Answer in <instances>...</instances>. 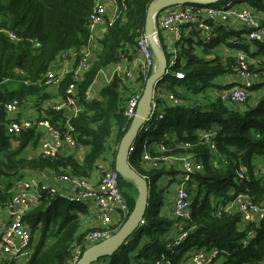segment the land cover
<instances>
[{"label":"trees","instance_id":"trees-1","mask_svg":"<svg viewBox=\"0 0 264 264\" xmlns=\"http://www.w3.org/2000/svg\"><path fill=\"white\" fill-rule=\"evenodd\" d=\"M152 1L125 0V9L119 6L118 18L111 25L107 22L106 31L98 41L100 50L90 69L76 82L81 112L71 119L70 125L78 145L89 148L82 163L78 164L72 157L26 156L25 149L34 148L39 143V133L34 128L19 134L14 141L17 145L12 146L5 128L7 115L4 105L14 100L22 105L25 99L39 93L37 81L43 78L63 53L74 51V61L78 64L79 51L87 45L90 37L88 17L95 0H0V185L3 191L11 187V183L5 180L25 170H51L57 175L70 173L89 177L96 161L106 150V142L114 125L118 128V145L131 123L122 112L123 99H120L118 93L119 79L114 78L102 89L97 100L87 99V89L100 69L126 57L127 47L135 46L137 37L144 31L146 11ZM246 2L252 11L264 13L262 0ZM188 6L203 7L195 4ZM220 25H212L214 36L207 44L195 42L192 36L183 37L176 44L181 65L176 66L174 71L183 73L184 79L164 77L158 87L173 93L178 98V104H165L164 118L157 123L151 140L147 141L150 148L154 149L149 150L152 157L192 155V160L199 164V169L193 175L196 186L189 189L190 218L175 221L161 215L163 200L157 182L174 171L168 172L164 167L147 171L143 168L141 147H137L128 163L150 182L153 193L149 190V197L150 200L154 198V207L147 209L143 217L144 224L128 238L125 245L112 256L101 258L98 262L179 264L192 251L215 247L220 251L219 259H223L221 264H264V220L259 224L245 226L240 222L239 214L217 215L218 207L238 194H245L252 203L264 204L262 179L254 177L255 159L264 158V66L260 63L249 67L259 77L250 87V97L243 103L228 104L215 95H210L208 103H202L199 99L208 98L206 92L212 91L215 94L223 90L224 87L216 83V80L230 73L234 66L233 58L225 61L216 56L206 59L218 44L247 54L249 46L253 45L256 51L248 55L264 58V42L242 44L240 34L244 32H227ZM1 30L13 31L18 40H9ZM232 36H236V39L228 43L227 39ZM235 41H238L237 45L233 44ZM166 58L168 61V54ZM12 80L20 83L15 84L14 90H9L6 84ZM25 81L30 84L24 85ZM72 82V73L67 74L59 86L60 94ZM215 89L219 90L216 92ZM63 117V112H49L48 120L60 121L62 126ZM208 131H216L214 141L218 154L214 156L201 142V135ZM160 144L167 149L163 154L157 151ZM186 144L190 147L184 149ZM115 154L116 150L113 152L114 158ZM241 166L245 179L237 178L236 172ZM123 182L125 180L119 176L118 186L130 213L136 198L128 193L129 187L135 197L137 193L133 185L126 181L127 195L122 189ZM1 193L0 190V201L4 202L6 194L1 196ZM86 215V206L55 199L42 192L38 203L23 217L32 236V254L25 264H71L73 247L82 244L85 235L96 230L88 228L80 232L82 217ZM178 221L182 223L183 230L190 229V232L186 240L171 247V231ZM240 226L243 230L238 228ZM115 229H112L111 234ZM250 232L252 235L248 236Z\"/></svg>","mask_w":264,"mask_h":264},{"label":"built area","instance_id":"built-area-1","mask_svg":"<svg viewBox=\"0 0 264 264\" xmlns=\"http://www.w3.org/2000/svg\"><path fill=\"white\" fill-rule=\"evenodd\" d=\"M108 4L115 7L113 19L108 22V25H111L115 19L118 18L120 13L119 6L125 9V0H120L119 2L117 0H95L94 6L88 17L90 37L87 45L79 51L80 60L76 65V70L71 72L73 82L67 86L63 93L65 102L63 104L45 103L43 105V108L48 112L54 114L63 112L64 121L62 122L61 128L57 127L48 119L34 121L24 118H14L12 115L17 114L21 109L19 102L14 100L4 105V110L7 115V122L5 124L6 133L11 139H17L20 136L19 134L32 128L37 131L39 129L44 130L48 140H43L38 150L39 154L46 158L57 157L64 146H76L77 141L73 135V128L70 125L71 119L79 112L76 82L90 69L92 62L95 60L96 56L91 41L93 37L92 33L96 26L104 23V14ZM232 17L240 23L247 42H264V26L255 15V12L251 9L238 10L232 2H228L222 7L203 6L201 8H192L189 6L183 9L164 12L163 14L159 13L154 18L158 23V27H155V31L157 33L158 30L172 31L175 44H177L182 40L189 26L193 25L195 30L204 33L203 42L207 44L214 36L212 25H214V23H226ZM1 32L11 41L18 40L17 35L13 31L1 30ZM233 44L237 45L238 41H235ZM135 49L137 50V55L133 58L131 64L138 76L144 77L145 79L155 68V61L144 31L137 37ZM75 55L76 53L74 57ZM168 56L169 59L167 61V69L164 77L183 80L184 74L174 71L176 66L181 65V61L178 59L176 45L173 46V50ZM259 64L260 61H255L256 66ZM249 67V55L241 51L236 52V59L232 72L239 78L242 84L220 90L216 93V97L228 104H241L247 100L251 95L250 87L259 77L255 71L251 72ZM112 76L113 79L117 78L121 81L126 80L129 86H132L129 82L132 77L130 72L124 73L123 75L113 73ZM61 81L62 73L59 68H56L55 61L43 78L37 81V83H42L44 86H58ZM29 84L28 81L24 82L26 86ZM158 84L154 86L150 101V112L140 130L143 133L154 131L157 127V123L163 120L166 103L173 106L178 104V98H176L173 93L166 91L163 87H158ZM141 93L142 91L130 93L125 99L123 115L128 122H131L136 115V108ZM10 115L13 118H10ZM215 137L216 131L204 132L201 135V142L208 147L213 156L218 154V149L214 141ZM140 147L142 150L141 159L145 164H148L150 168L164 167L168 171H174L179 164L175 180V196L169 211L176 219H189V189L193 181V175L199 169V164L195 165L193 163L192 155H156L152 157L148 151V147L150 148L151 145L146 140L142 141ZM189 147L190 145L186 144L183 148ZM136 148L135 145H132L128 151L129 155H131ZM157 151L159 154H163L167 149L164 145L160 144L157 146ZM236 174L238 179H245L242 166L239 167ZM261 174H264V171H261ZM144 178L147 179L146 177ZM118 184L119 175L114 170L104 171L97 181L70 173H62L56 175V183L54 184L36 179L22 182L18 191L12 194L4 205L0 203V262L8 264L16 259L28 260L31 256L32 249L30 242L32 236L29 228H27L23 222V217L38 203L41 193L45 192L52 198L63 199L72 204H81L87 208H93L100 219L101 227L87 233L83 243L75 245L71 250L70 263L75 264L83 248H87L96 241H101L110 236L112 229L116 228L114 230L116 231L127 218L129 214L128 204L122 196ZM262 184L264 187V177L262 178ZM1 188H3L2 185H0V189ZM221 214H239L240 222L245 226L252 223L259 224L264 220V204L252 203L241 195H235L230 202L228 201V203L218 207L217 215ZM143 224L144 222L142 221L141 225ZM250 234L252 233L250 232L248 235ZM186 237V233L182 234L169 246H178ZM219 254L220 251L215 247L192 251L190 254V263L214 264L219 259ZM93 264L102 263L96 262ZM164 264L169 263L165 262Z\"/></svg>","mask_w":264,"mask_h":264},{"label":"crops","instance_id":"crops-1","mask_svg":"<svg viewBox=\"0 0 264 264\" xmlns=\"http://www.w3.org/2000/svg\"><path fill=\"white\" fill-rule=\"evenodd\" d=\"M262 1L264 2V0H262ZM228 2H232L238 10L251 9L249 4L246 2V0H225V1H222L220 3L224 6ZM220 3L216 4V6L221 7V6H219ZM107 6L108 7L106 8V11L104 14V23L96 26L93 30V33H92L93 37H92L91 41H92V44H93L92 47L94 48L95 53L100 50V46L98 45V41H99V39L102 38L104 32L106 31L107 22H109L113 19V16L115 13V7L111 6L110 4H108ZM187 7H189V6L185 5V4H177V5H174L172 7H169L167 9L161 11L160 14L161 13L163 14L164 12H169V11L187 8ZM255 15L260 19V21L262 22V25H264V13L255 11ZM154 26L158 27L157 20L156 21L154 20ZM220 26H223L227 32H236V33L243 32L240 23H238L234 17L229 19L228 22L221 24ZM199 33L204 35L203 32H201V31L199 32V31L195 30L194 26L190 25L189 29L184 34V38L192 36L193 39H195ZM157 35L159 37L160 44L163 47L164 51L166 52V54L170 55V53L173 50V46L176 45L175 41H174L173 32L172 31L158 30ZM234 39H236V36L230 37L229 39H227V42L228 43L230 41L232 42ZM240 39H241L240 41L242 44H246V45L250 44L249 42L246 41L245 35L243 33L240 34ZM254 51H256L255 46L253 47V45H250L248 54H250ZM241 52H243V51H241ZM74 54H75L74 51H69L68 53H63L62 55H60L58 57V59L56 60V68H59L60 72L62 73V81L64 80V78L66 77L67 74H70L71 72L76 70V64L74 61ZM136 55H137V50L135 49V46H129V47H127L126 57H123V58L119 59L118 61L111 63L108 66L100 69L97 73V76L94 78L92 84L87 89V99L97 100L100 97V91L112 82V79H113L112 74L113 73H118L120 75H123L124 73L130 72L132 77H131L129 82L132 86H129V83L126 82V80L121 81L119 79L120 82H119L118 93H119L120 99L121 98L123 99V101H122V112H123V106L125 103V99L129 96V94L141 92L143 90V87H144V77H139L138 74L135 72L134 67H132V64H131V61L133 60L134 57H136ZM215 56L221 58L223 61H225L226 59H231V58L236 59V50L229 48L226 45L218 44L212 50L211 54L206 56V59H212ZM261 59H262V57L258 56V57L253 58L252 56L249 55L250 66L254 65L255 61H258ZM219 79H220V81L218 83L220 85L222 84V81H224V83L229 82V83L233 84V86L242 84V82L239 80V78L232 71L230 73H227L226 75L222 76ZM219 79H217V80H219ZM62 81H61V83H62ZM17 83H20V82L17 80H12L6 84V87L9 90H14L16 88L15 84H17ZM61 83L58 86H44L42 83H37V85H39V93L35 94L31 98L25 99L22 103V106H21V109L19 110V112L17 114H13L12 116L14 118L19 117V118L30 119V120H34V121H39L41 119H48L49 112L46 111L45 108H43V105L45 103H49V104H61L62 103L63 104L65 102L64 95L60 94V92H59V86L61 85ZM40 85H42V86H40ZM37 100L39 101L38 104L36 103ZM79 112H81V107H79ZM13 117H11V115H10V118H13ZM53 123L57 127L61 128V122L60 121H56ZM117 131H118V128L116 125H114L112 133L110 134V136L106 142V150L104 151L103 156L100 157L96 161L93 170L91 171V173L89 174V177H87V178H89L93 181H97L99 179L100 175L104 171L114 170V169H112L113 162H114L113 152H114V150L117 149V146H118L116 144ZM37 132L39 133V135H38V142L39 143L34 148L28 147L25 149V155L28 157L40 156L38 147H39L40 143L43 142V140H48L47 135H46L44 130L39 129ZM15 140H16L15 138H13V139L10 138V141L12 142V146L17 145L16 142H14ZM150 149L151 148L148 147V151ZM88 150H89L88 147L80 146L77 143L76 146H74V147L64 146L61 149L58 156L64 157V158L72 157L78 164H81L83 161L84 155ZM150 151H154V149H151ZM263 160H264L263 158H256L255 159L254 177H256V178L262 179L264 177V174H261V171H264V167L261 166V163L263 162ZM193 163L196 165L197 161L193 160ZM143 168L146 169L147 171L150 169L149 165L145 164V163L143 165ZM178 168H179V164L176 166L174 172L170 171L172 173H170L169 175H166V176L164 175L157 182V186H158V183L164 178L161 183L165 182L164 185L166 184L165 186L164 185H161L160 187L158 186V191H159V193L162 197L163 203H164V208L160 209V213L162 216H164V217L167 216V217H169V219H173L175 221L178 219H176L175 217H173L170 214L169 209L173 203V199L175 196V183H176L175 180H176ZM68 172H70V170H68ZM24 174L26 175L25 177H27V178L21 179V180H16V181H10L11 187L7 191H3V188L0 189L2 191L1 196L6 194V198H5L4 202L0 201L1 205H4L6 203V201L10 198V196L18 191L20 184L24 181H28L30 179H36V180L45 181V182L51 183V184L56 183V175L57 174L52 173L51 170H48V171L45 170V171H40V172L26 171L25 170L23 172H20L18 175H20L22 177V175H24ZM171 183L173 184L172 187H170ZM150 186L151 185L149 182V190H150ZM191 186H190L191 190L195 188L196 184L194 181L191 184ZM128 193L130 194V196L132 198H134V199L136 198L130 187L128 189ZM163 193H164V195H163ZM238 195H241L246 200L250 201V199L245 194H238ZM226 203H228V202H226ZM87 209H88V215L82 217L80 231H84V230L88 229L89 227L91 229H98L101 227L100 219L96 215L95 211H92L93 208L88 207ZM238 228L240 230H243L241 226ZM183 229H184L183 225H182V223H180V221L174 223L172 231H171V235H170V238H172V242L177 240L184 233H186L188 236V232H190V229L189 230H183ZM250 235H252V234H250ZM250 235H248V236H250ZM186 239H187V237H186ZM222 260L223 259L218 261L216 264H221ZM179 264H191L190 263V256L186 254V256H184V259L181 260Z\"/></svg>","mask_w":264,"mask_h":264},{"label":"water","instance_id":"water-1","mask_svg":"<svg viewBox=\"0 0 264 264\" xmlns=\"http://www.w3.org/2000/svg\"><path fill=\"white\" fill-rule=\"evenodd\" d=\"M222 1L225 0H153L149 4L146 11L144 34L149 42L155 68L145 80L136 108V115L120 139L114 158V171L135 187L137 196L131 212L117 230L107 238L85 248L75 264H93L101 258L112 256L121 246L126 244L128 238L139 228L147 209L150 208L149 182L129 166L130 155L128 151L134 145L145 119L149 115L154 86L164 79L167 69L166 52L160 44L158 33L155 31V16L177 4L210 6Z\"/></svg>","mask_w":264,"mask_h":264},{"label":"rangeland","instance_id":"rangeland-1","mask_svg":"<svg viewBox=\"0 0 264 264\" xmlns=\"http://www.w3.org/2000/svg\"><path fill=\"white\" fill-rule=\"evenodd\" d=\"M219 6H223L221 3L219 4ZM203 39H204V35H202V34H198V36H196V38H195V42H197V41H200V42H202V44H204V42H203ZM95 52V51H94ZM98 52V51H97ZM97 52L95 53V56H96V54H97ZM259 57H261V56H259ZM258 61H260V63H261V65L262 66H264V58H262L261 60H258ZM220 81V79L219 80H217L216 81V83H218ZM227 82V81H226ZM228 83V84H227ZM227 83H224V81H222V84H221V86L222 87H224V88H222V89H227V88H229V87H232L233 86V84H231V83H229V82H227ZM216 90V92L219 90V89H215ZM214 90V91H215ZM210 95H215L216 96V93L214 94V92H212V91H209V92H206V96H208V98H199L200 99V101L202 102V103H208L209 102V100H211V98H209V97H211ZM22 106V105H21ZM152 132L153 131H148L147 133H143V132H141L140 131V133H139V135H138V137L136 138V140H135V143H134V145L136 146V147H140L141 146V144H142V141L143 140H146V141H150L151 140V138H152ZM13 146H16V145H13ZM264 159V158H263ZM261 166L262 167H264V160H263V162L261 163ZM26 175L24 174V175H22V177L20 176V175H16V176H14V177H12V178H10V179H8V180H5L6 182H10V181H16V180H21V179H26L27 177H25ZM164 179V178H163ZM163 179L158 183V186L160 187L161 185H164V183H161L162 181H163ZM126 181L127 180H125V182H123L122 183V189H123V191L128 195V193H127V183H126ZM1 182V181H0ZM130 183V182H129ZM193 183V181L191 182V184ZM166 185V184H165ZM164 185V186H165ZM173 186V184L171 183V185H170V187H172ZM163 187V186H162ZM150 193H153L152 192V187L150 186ZM163 195H164V193H163ZM154 204H155V200H154V198L152 199V200H150L149 201V205H150V208L152 209L153 207H154ZM162 209L164 208V203H163V205H162V207H161ZM92 211H94V209L92 210ZM90 228V227H89ZM85 231V230H84ZM84 231H82V232H84ZM81 232V231H80ZM27 260H24V259H16V260H12L11 261V263H8V264H25V262H26ZM218 261H220V259H218L214 264H216ZM100 263H102V262H100ZM106 263V262H105ZM0 264H7V263H5V262H0ZM102 264H104V263H102Z\"/></svg>","mask_w":264,"mask_h":264}]
</instances>
